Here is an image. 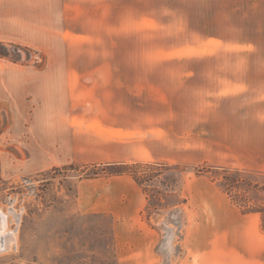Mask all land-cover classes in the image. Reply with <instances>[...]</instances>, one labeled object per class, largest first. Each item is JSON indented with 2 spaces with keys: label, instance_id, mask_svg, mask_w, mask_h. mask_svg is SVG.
<instances>
[{
  "label": "rangeland",
  "instance_id": "1",
  "mask_svg": "<svg viewBox=\"0 0 264 264\" xmlns=\"http://www.w3.org/2000/svg\"><path fill=\"white\" fill-rule=\"evenodd\" d=\"M66 4L72 7L71 28L77 32L69 63L79 72L96 65L114 66L108 69L110 78L139 80L158 94L174 91L177 128L184 123L198 127L189 122L191 104L186 98L197 87H215L224 80L264 81V0H66ZM28 47L29 61L24 62L26 51L21 62L0 57V70L12 62L44 68L47 52ZM115 68L122 72L117 74ZM164 80H171L169 88L162 85ZM32 89L30 111L36 106ZM7 94L3 84L0 264H249L252 258L260 264L264 233L259 215L243 213L216 180L223 167L240 164L233 158L201 161L196 141H204L203 150L210 155L224 146L213 145L211 138L190 137L192 161L150 162L154 169L142 172L160 175L144 184L145 190L130 175L87 178L93 169L80 162L39 169L21 142L26 137L21 134L22 121L12 116L24 103L18 98L11 109ZM198 99L202 106L214 103ZM145 107L154 115L164 112L151 97L143 102ZM31 118L30 114L26 125L31 126ZM183 139L173 137L172 148H183ZM240 139L224 141L228 149L238 151ZM247 161L246 165H259ZM199 166L219 170L198 174ZM257 179L264 182V176Z\"/></svg>",
  "mask_w": 264,
  "mask_h": 264
},
{
  "label": "crops",
  "instance_id": "2",
  "mask_svg": "<svg viewBox=\"0 0 264 264\" xmlns=\"http://www.w3.org/2000/svg\"><path fill=\"white\" fill-rule=\"evenodd\" d=\"M71 8L66 0H0V41L43 49L49 58L42 69L12 62L0 70V88L4 84L9 92L7 105L13 109L18 98L24 103V108L22 105L12 116L22 121L21 134L26 137L21 142L30 149L36 167L70 161H192L188 155L194 148L188 146L189 138L198 136L211 138L213 145L226 148L210 155L203 150L205 142L196 141L201 161L233 158L240 164L239 169L264 172V81L257 82L260 86H255L258 84L253 80L240 79L219 81L218 86L210 88L197 87L196 93L190 92L186 98L191 104L187 110L192 114L189 122L198 127L184 123L177 128L174 113L178 110L171 103L174 91L158 94L139 80L127 82L119 75L110 78L108 69L114 66L96 65L79 72L69 63L77 33L71 28ZM115 69L117 74L122 72ZM169 83L171 80H164L162 85L169 88ZM31 86V101L36 103L33 111ZM149 97L164 106L159 116L148 107L142 108ZM199 97L214 103L202 106ZM126 98H130V105H126ZM30 114L31 126L25 124ZM173 137L184 138V147L173 149ZM231 137L242 139L240 150L227 148L224 138ZM245 160L259 165H246ZM260 255V264H264V254ZM256 260L252 258L249 264H257Z\"/></svg>",
  "mask_w": 264,
  "mask_h": 264
},
{
  "label": "trees",
  "instance_id": "3",
  "mask_svg": "<svg viewBox=\"0 0 264 264\" xmlns=\"http://www.w3.org/2000/svg\"><path fill=\"white\" fill-rule=\"evenodd\" d=\"M10 46V47H9ZM27 52L25 61L32 57V49L28 46H21L12 43L0 41V57L8 58L13 62L22 61V52ZM150 162H113L103 164H85L83 168L93 169L88 172L87 178H97L101 176H120L130 175L145 190L149 182L153 183L158 177L156 174L143 173L142 170L151 167ZM161 166H178V164L159 163ZM154 166V165H153ZM198 174L219 170L218 167L199 166ZM218 172V171H217ZM216 180L221 184L224 191L228 194L230 200L240 208L245 214H257L260 217V228L264 233V182H260L257 177L264 176V172L249 171L239 168L223 167ZM151 185V184H150Z\"/></svg>",
  "mask_w": 264,
  "mask_h": 264
}]
</instances>
